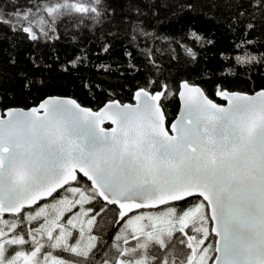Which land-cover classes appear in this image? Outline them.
Here are the masks:
<instances>
[{"label": "snow or ice", "instance_id": "obj_1", "mask_svg": "<svg viewBox=\"0 0 264 264\" xmlns=\"http://www.w3.org/2000/svg\"><path fill=\"white\" fill-rule=\"evenodd\" d=\"M72 11L98 22L116 14L102 0L89 7L45 0L25 12H0V28L34 42ZM216 88L226 106L195 83L183 80L174 89L161 76L137 86L135 104L110 100L92 111L75 99L47 98L29 110L0 111V264H149L153 244L167 249L158 264H264V89L248 95ZM173 96L182 107L166 126ZM106 121L115 127H103ZM59 190L72 199L58 200ZM47 198L51 203L33 208ZM188 198L196 202L178 211L176 202ZM64 204L84 217V247L74 237L77 223L60 210ZM170 204L163 217L129 215ZM111 212L124 234L108 244L102 232ZM159 225L167 226V242ZM177 232L181 251L170 247ZM13 246L27 250L6 258ZM49 249L82 259L65 261Z\"/></svg>", "mask_w": 264, "mask_h": 264}, {"label": "trees", "instance_id": "obj_2", "mask_svg": "<svg viewBox=\"0 0 264 264\" xmlns=\"http://www.w3.org/2000/svg\"><path fill=\"white\" fill-rule=\"evenodd\" d=\"M102 2L116 14L105 15L98 22L88 13L72 11L55 22L54 33L47 37L41 33L34 42L22 33L0 28V110L27 108L53 95L71 97L96 110L109 100L131 102L137 86L161 76L167 77L174 89L183 80L195 83L217 102H221L216 95L217 84L246 93L264 89L261 0ZM44 3L0 0V12H25ZM68 3L91 6V0ZM105 47L108 51L103 50ZM237 56L242 59L238 61ZM177 111L178 99L173 96L166 102L167 125ZM194 201L188 198L176 204ZM71 214L64 213V218ZM115 214L109 213L108 226L102 232L108 244L120 226L111 222ZM154 245L149 249V264L153 259H163L167 252L154 250ZM16 249L10 247L9 255Z\"/></svg>", "mask_w": 264, "mask_h": 264}, {"label": "rangeland", "instance_id": "obj_3", "mask_svg": "<svg viewBox=\"0 0 264 264\" xmlns=\"http://www.w3.org/2000/svg\"><path fill=\"white\" fill-rule=\"evenodd\" d=\"M60 193H61L60 196L57 197L58 200L61 197H67L69 200L72 199V194L71 193L64 192L63 190ZM195 202L196 201L191 202L188 205L176 204L177 205V210L179 211L181 209H186L190 205L194 204ZM44 203H51V199L50 200L48 199V201L43 202L42 204H44ZM171 206L172 205H168V206H165V207L162 206V207H159L157 209L138 210V211H135V212L131 213L130 216L140 215L141 213H143L145 215H151V216H154V217L155 216H161V217H163L166 214L167 209L169 207H171ZM38 207H39V205L36 208H34V209H38ZM67 207H69L68 204L61 205L60 206V210L64 211V213H66V212H68V211L65 210ZM49 211H51V209H49ZM75 212H76V209H73L72 210V214L70 215V216H72L74 222L77 223V230L74 232V237H75L76 240L79 241L81 247H84V246H86L88 244V235H89V233H88V230H87V226L85 225V232H84L83 236H80L78 234V231H79V221L80 220H84V217H82V216L77 217L76 215H73V213H75ZM34 222L35 223H34L33 226H38L39 223L42 222V220L39 221V222H36V221H34ZM159 226L162 227L165 230V239H166V242H167V239H168L167 238V235H166V233H167V226L166 225H159ZM117 234H121V235L124 234L123 233V226L122 225L119 226V229H118ZM179 237H180V234L178 232L175 233V235L171 238L170 247L172 246V244H174L175 247H176V249L178 251H181V250H183L184 246L178 243V238ZM129 239L131 240L130 237H129ZM135 243L136 242L134 240H131L130 241V244H135ZM8 250H9V248L6 250V253H5L6 258H10L11 257V255H9V253H8ZM21 250L26 251L27 248L26 249L25 248L23 249V248L17 247V249L15 251H21ZM154 250H156V251L158 250V251L161 252L164 249H161L158 244H155L154 245ZM49 251L52 253V256H54L56 258H59V259H63L65 261L74 260V257H76L75 254H72V253H69V252H64L61 249H49ZM14 254H15V252H14ZM138 258H140V257H138ZM159 259H156L157 260V264H158ZM19 264H22V261H20Z\"/></svg>", "mask_w": 264, "mask_h": 264}, {"label": "water", "instance_id": "obj_4", "mask_svg": "<svg viewBox=\"0 0 264 264\" xmlns=\"http://www.w3.org/2000/svg\"><path fill=\"white\" fill-rule=\"evenodd\" d=\"M179 84H180V83H179ZM261 90H262V89H259V90H257V91L252 92V93H246V92H240V91H234V92H240V93H244V94H248V95H255L256 93H258V92L261 91ZM135 91H136V90H135ZM135 91H134V93H135ZM134 93H133V96H134ZM205 94H206V93H205ZM47 98H65V99H73V98H71V97H67V96L53 95V96L45 97V98H43L42 100H40L36 105L30 106V107H27V108H23V107H10V108H16V109H21V108H22V109H25V110H29V109H31V108H33V107L38 106L41 102L45 101ZM217 98H218L221 102H217V101H215V100H213V99H211V98L209 97V99L213 100V102H215V103H217V104L224 105V106L227 105V101L223 100L220 96L217 95ZM177 99H178V111H177V114L175 115V117H174L173 120H175V118L179 115V113H180V111H181V107H182L181 101H180V99H179L178 96H177ZM109 101H110V100H109ZM109 101L105 102L102 106H100V107H99L98 109H96V110H94V109H92V108H90V107H87V106H83V105H81V106L84 107V108L91 109L92 111H99V110L103 109L104 106H105ZM77 103H78V102H77ZM121 103H122V102H121ZM122 104H135V100H134L133 97H132V101H131V102H123ZM0 111H2V110H0ZM173 120H172V121H173ZM166 126H167V123H166ZM103 127H105V128H112V127H115V126L112 125L110 122L106 121L105 124L103 125ZM59 191H60V190H59ZM47 199H49V198H47ZM43 201H44V200H43ZM40 202H41V201H40ZM38 203H39V202H38ZM162 206H164V205H160V206H158V207H156V208H151V209H157V208L162 207ZM33 207H34V206H33ZM145 209H148V208H145ZM138 210H141V209H134L133 212L138 211ZM129 214H130V213H129Z\"/></svg>", "mask_w": 264, "mask_h": 264}]
</instances>
